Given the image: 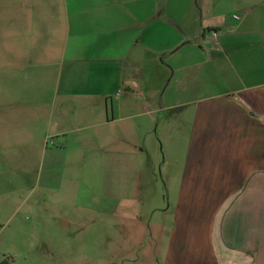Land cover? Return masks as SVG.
Instances as JSON below:
<instances>
[{
	"label": "crops",
	"instance_id": "crops-1",
	"mask_svg": "<svg viewBox=\"0 0 264 264\" xmlns=\"http://www.w3.org/2000/svg\"><path fill=\"white\" fill-rule=\"evenodd\" d=\"M8 1L0 9V255L27 252L20 219L12 226L8 216L33 211L48 226L91 212L88 178H117L118 162L141 179L147 156L155 178L143 148L157 137L179 145L184 161L162 264H264V0ZM31 16L62 28L61 59L49 68L27 58L12 72L4 37L15 26L25 35ZM138 185L135 199L118 195L119 207L137 208L126 223L141 222Z\"/></svg>",
	"mask_w": 264,
	"mask_h": 264
},
{
	"label": "rangeland",
	"instance_id": "rangeland-1",
	"mask_svg": "<svg viewBox=\"0 0 264 264\" xmlns=\"http://www.w3.org/2000/svg\"><path fill=\"white\" fill-rule=\"evenodd\" d=\"M8 2L10 1L0 0V9L2 4L6 5ZM27 19L30 25L25 35L20 34L18 27L15 26L14 30L11 29V32L5 35L6 41L4 37V42H7L10 48L2 50L1 57L9 60V69L12 72H16L20 63L27 58L33 59L36 56V60H40L49 68L61 59L64 39L62 28L59 33L58 30L55 31L51 27L49 16H31ZM64 20L65 18H59L60 23ZM31 37L33 39H29ZM3 67L6 65H0V68ZM49 68L44 67V70L47 71ZM114 102L116 101H113V104ZM157 115H160L161 121L163 114L155 116ZM109 119H111L110 109ZM102 145L106 150L115 148V144L107 140ZM117 147L120 153L122 144L119 140ZM123 151L126 152V149ZM143 152L146 155L148 153L152 158L154 165L149 171L155 175V178L148 177L147 156L143 157L142 168L146 171L143 172L141 179L131 175L127 167L123 166L119 169L120 162H118L117 178L102 173L90 176L88 183L93 192L92 203L97 204V208L91 212L74 210L73 216L67 218L60 216L57 225L48 226L39 224L35 220L33 211L8 216L12 226H15L13 223L20 219L18 229L27 237L20 243L27 248V252L25 255L5 253L4 256L0 255V260H6L9 264H162L163 252L160 243L169 231L168 225L170 224L171 227L174 222L181 179L179 171L184 166V161L182 165V158L179 156L180 153L182 154L180 146L167 139L162 141L153 137L151 143L144 144ZM74 179L82 184L83 179L86 178L76 176ZM138 184L143 186L138 208L142 217L141 222L126 223L125 221L137 208H133L131 202H125L126 205L123 203L119 207L118 195L123 194L127 197L123 201L135 199L133 188L139 186ZM110 193L117 196V201L114 202L115 212L109 210L112 201ZM158 193L166 198L165 202H157ZM154 195L155 200L150 205L147 200H152L151 196ZM129 233L132 234L131 238H118L119 234ZM10 243L17 244V242ZM4 248L10 250L7 244Z\"/></svg>",
	"mask_w": 264,
	"mask_h": 264
},
{
	"label": "built area",
	"instance_id": "built-area-1",
	"mask_svg": "<svg viewBox=\"0 0 264 264\" xmlns=\"http://www.w3.org/2000/svg\"><path fill=\"white\" fill-rule=\"evenodd\" d=\"M212 37L216 38V32H212Z\"/></svg>",
	"mask_w": 264,
	"mask_h": 264
},
{
	"label": "trees",
	"instance_id": "trees-1",
	"mask_svg": "<svg viewBox=\"0 0 264 264\" xmlns=\"http://www.w3.org/2000/svg\"><path fill=\"white\" fill-rule=\"evenodd\" d=\"M3 264V263H2Z\"/></svg>",
	"mask_w": 264,
	"mask_h": 264
}]
</instances>
